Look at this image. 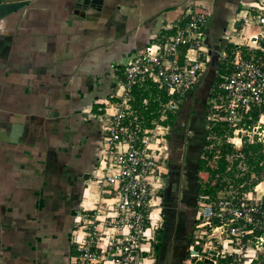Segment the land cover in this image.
Instances as JSON below:
<instances>
[{
	"label": "crops",
	"instance_id": "1",
	"mask_svg": "<svg viewBox=\"0 0 264 264\" xmlns=\"http://www.w3.org/2000/svg\"><path fill=\"white\" fill-rule=\"evenodd\" d=\"M254 1L0 0V264H76L75 239L84 231L79 214L102 201L93 173L103 133L91 114L114 95L138 50L203 11L209 61L176 114L167 151L171 176L185 155L196 156V166L211 137L210 91L230 70L220 60V53L227 60L233 54L228 24L235 21L239 30L238 19ZM173 185L160 203L165 199L175 215L161 214L159 250L153 244L144 264H183L188 256V248L178 251L191 230L175 242L176 212L180 206L185 216L189 199ZM256 192L264 200V181Z\"/></svg>",
	"mask_w": 264,
	"mask_h": 264
},
{
	"label": "built area",
	"instance_id": "2",
	"mask_svg": "<svg viewBox=\"0 0 264 264\" xmlns=\"http://www.w3.org/2000/svg\"><path fill=\"white\" fill-rule=\"evenodd\" d=\"M208 20L206 12H192L173 34L138 50L125 65L114 95L91 114L103 133L93 173L102 201L79 214L84 231L81 240L75 239L76 264H144L148 259L144 254L152 251L162 226L160 193L171 133L167 121L206 71ZM238 21L239 30L235 21L228 24L225 40L233 54L227 60L220 53V60L230 70L210 91L208 129L225 126L231 132L226 142L233 147L238 134H244L242 141L264 146V112L257 119L252 116L264 108V0L249 4ZM149 88L157 94L136 102L133 90ZM156 101V116L148 118L145 112ZM247 194L251 192L242 195L227 181L216 194L197 196L185 264H255L264 251V204Z\"/></svg>",
	"mask_w": 264,
	"mask_h": 264
},
{
	"label": "trees",
	"instance_id": "3",
	"mask_svg": "<svg viewBox=\"0 0 264 264\" xmlns=\"http://www.w3.org/2000/svg\"><path fill=\"white\" fill-rule=\"evenodd\" d=\"M150 94L155 96L157 91L154 88L133 90L136 102H138L141 97H148ZM164 100L165 96L162 94L161 101ZM157 105L158 102H154L151 110L156 111ZM263 112L264 108H261L258 111L252 112V116L254 119H257L258 115ZM155 116L156 114H152L148 116V118ZM175 117L176 115L169 116L167 123L170 124V127L173 125ZM207 134L211 135L213 138L209 141L206 140L203 145H212V149L205 152L203 150L206 159L199 158L195 166L196 170L200 173L204 172L206 177L203 188L197 185L198 194L214 195L223 188L227 181H230L237 189L240 185V191H246L258 182H262L264 174V146L261 143L249 144L246 140H243L241 153L237 156L234 147L226 142V135H231V132H229L225 126H214L209 129ZM211 161L214 164L208 166L207 164ZM241 168H245L246 172L244 174H242ZM252 174L256 177V180H251ZM212 179H215L216 183L210 186ZM158 239L160 240V238H157V241H159ZM158 243L154 245L155 253L159 250ZM218 262L220 261L218 260ZM197 264H209V262L202 261Z\"/></svg>",
	"mask_w": 264,
	"mask_h": 264
},
{
	"label": "rangeland",
	"instance_id": "4",
	"mask_svg": "<svg viewBox=\"0 0 264 264\" xmlns=\"http://www.w3.org/2000/svg\"><path fill=\"white\" fill-rule=\"evenodd\" d=\"M242 144H243V141H242ZM210 148H212V147H210V146L207 147L206 149H204V152L205 151H209ZM189 150H193V148H191ZM187 156L188 155H185L182 158V161L180 160L179 164H176V166H179V165L180 166L176 169V174H178V175H176L177 176L176 177L177 179L175 180V183H176L175 188H176V190H179L180 193L184 194V195H182V197H184L183 198V201L184 200H186V201L188 200V198L185 197V196H186L187 193H190V191H194L193 194L196 193V191H197V185L202 186V188H203L204 185H205V180H206L205 179L206 177L204 175V172H201L200 173V172H198L196 170V167H195V164H194L195 159L192 162V161L189 160V158H187ZM192 164H194V165H192ZM213 164L214 163L211 161L207 165L208 166H212ZM181 167H183L182 170H181ZM182 175H183V177H182ZM171 179H172L171 174H169L165 178L166 185H165L164 189L162 190V194L165 197L171 195V193H172V191L174 189V187H173L174 185H172V180ZM262 179H263L262 181H264V174H263V178ZM251 180H256V177L253 176L251 178ZM215 183H216V180L215 179H212V181L210 182V186H213ZM257 184H259V182ZM257 184L254 185V186H252V187H250L246 191H243V190L240 191L241 186L239 185L238 192L240 194H242V195L246 194L247 192H251V194H247V195H250L249 197H254L255 195L258 196V194L256 192V186H257ZM96 185L98 187V184H96ZM195 185H196V189H195ZM98 190L101 192V188L98 187ZM174 194H176V193H174ZM175 198H177V196H175ZM262 202H264V200ZM177 203H181V202L180 201H177L176 204ZM188 204H190V201L188 202ZM188 204H184V205H188ZM179 207L180 206H178V210H179ZM163 209L167 213H171V214L175 215V211H167V204L164 205ZM178 214H179V212H176V215H178ZM178 219H179V223H178V226H177V231H178L177 232V237H176L177 241L175 242V244H177V243L178 244H181V241L180 240L183 238L181 234L184 235L185 234V231L186 232L187 231L189 232L190 231V225H191V222H190V220L188 218L185 219L184 217H182L180 215V217H178ZM151 220L154 221V218L151 217ZM80 223H81V225H83V223H82L81 220H80ZM188 232H187V234H188ZM71 238H72V236H71ZM71 241H72V239H71ZM191 241H192V239L190 240V237H189V234H188L187 235V240H186V242L184 244V250H187V248H188L189 244L191 243ZM180 248H179L178 253H180L182 255V248H183V246L180 247ZM176 252H177V250H176ZM252 253L253 252H250L249 254H252ZM232 263L233 264H238L237 261L232 262ZM209 264H213V263L210 262ZM255 264H264V251H262V252L259 253L258 260L255 261Z\"/></svg>",
	"mask_w": 264,
	"mask_h": 264
},
{
	"label": "flooded vegetation",
	"instance_id": "5",
	"mask_svg": "<svg viewBox=\"0 0 264 264\" xmlns=\"http://www.w3.org/2000/svg\"><path fill=\"white\" fill-rule=\"evenodd\" d=\"M180 110V109H179ZM179 112V111H178ZM196 146V145H195ZM194 151H195V149H194ZM196 157V156H195ZM194 157V159H196ZM194 159L192 160V162L194 161ZM191 161V160H190ZM192 165H194V164H192ZM175 166V165H174ZM180 166V165H179ZM179 166H176V168H178ZM170 165H168V162H167V173L168 174H166V176L164 177V181H163V188H162V190L164 189V187H165V185H166V182H165V178L169 175V174H173V172H172V170L170 169ZM182 170V169H181ZM178 175V174H177ZM183 176V175H182ZM176 177V176H175ZM175 177H173L172 176V185L173 184H175V180H174V178ZM162 190H161V194H162ZM198 194V192L196 191V193L195 194H192V192H190V193H187L186 194V196H187V198L189 199V201H190V208H188L189 210H187V213H186V215L184 216V214L181 212V210L179 209L178 210V212H179V214L177 215L178 217H180V215L182 216V217H184L185 219L186 218H188L189 220H190V222H191V224L193 225V223H194V219L193 218H191L193 215H195V213H196V206H195V203H196V199H197V195ZM164 201H165V199H163L162 198V204H161V206H160V208H161V214H164L165 212H164V210H163V207H162V205H164ZM163 217H165V215L164 216H162V226H161V228L159 229V231H158V233H157V235H156V239L158 238V235H159V232L161 231V229L164 227V225H165V218H163ZM178 222H179V219H178ZM185 225V224H184ZM192 225H191V227H192ZM193 229V228H192ZM192 229H190V230H192ZM192 232V231H191ZM190 239H192V233H191V238ZM183 250H184V246H183V248H182ZM186 251V250H185ZM188 252V251H187ZM185 257H186V255H185ZM185 260L186 259H182V263L183 264H185L184 262H185Z\"/></svg>",
	"mask_w": 264,
	"mask_h": 264
},
{
	"label": "water",
	"instance_id": "6",
	"mask_svg": "<svg viewBox=\"0 0 264 264\" xmlns=\"http://www.w3.org/2000/svg\"><path fill=\"white\" fill-rule=\"evenodd\" d=\"M244 137V134H238L237 135V142L234 145V149L236 153H241L242 150V138Z\"/></svg>",
	"mask_w": 264,
	"mask_h": 264
},
{
	"label": "bare ground",
	"instance_id": "7",
	"mask_svg": "<svg viewBox=\"0 0 264 264\" xmlns=\"http://www.w3.org/2000/svg\"><path fill=\"white\" fill-rule=\"evenodd\" d=\"M259 194H260V196H262V193L261 192Z\"/></svg>",
	"mask_w": 264,
	"mask_h": 264
}]
</instances>
